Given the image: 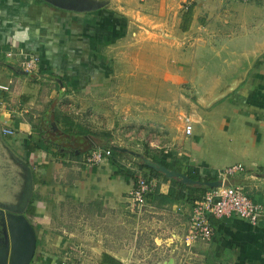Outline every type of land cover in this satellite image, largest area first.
<instances>
[{"label": "crops", "instance_id": "1", "mask_svg": "<svg viewBox=\"0 0 264 264\" xmlns=\"http://www.w3.org/2000/svg\"><path fill=\"white\" fill-rule=\"evenodd\" d=\"M134 1L86 0L80 3L107 5L110 11L84 13L61 7L73 0H0V143L4 145L0 151L36 168L29 188L17 184L5 190L0 177V214L12 212L10 207L28 197L21 216L2 219L0 215V264H58L64 257L67 264H184L182 238L197 194L187 198L184 190L181 198L156 206L151 196L165 195L172 186L169 180L138 170L125 155L118 164L132 179L112 176L116 169L109 158L82 166L78 160L83 152H73L77 157L72 158L67 149L56 151L57 144L49 138L55 134L51 126L71 139L77 135L76 126L84 128L58 111L63 80H107L112 73L116 80H188L173 71L165 76L159 46L132 45L127 38L141 39L144 32L185 39L197 36L213 17L207 13L209 2L180 0L179 13L136 16L129 12L136 6ZM167 2L171 0H157ZM244 23L251 26L259 21L250 16ZM261 27L246 28L244 48L234 57L235 63L220 64L235 73L212 80L211 91L202 93L190 113L184 114L191 122L189 135L183 134L176 114L173 120L181 129L170 128L169 119L164 121L170 146L159 158L190 179L195 174L215 177L217 170L240 164L245 172L232 184L264 206V22ZM9 50L38 56L40 62L31 74H24L14 60L4 57ZM119 67L123 68L120 77ZM162 85L159 81L158 87ZM50 112L57 122L50 119ZM3 129L13 135H3ZM136 177L156 181L146 199L152 208L142 213L130 206ZM208 221L212 237L195 245L193 264H264V219L250 225L231 214ZM146 245L165 247L159 253L129 252L132 246L143 250Z\"/></svg>", "mask_w": 264, "mask_h": 264}, {"label": "rangeland", "instance_id": "2", "mask_svg": "<svg viewBox=\"0 0 264 264\" xmlns=\"http://www.w3.org/2000/svg\"><path fill=\"white\" fill-rule=\"evenodd\" d=\"M206 1L210 4L207 13L213 14V17L209 26H205L197 36L185 39L181 36L178 38L156 36L144 32L141 39H135L129 34L130 37L127 38V42L132 45L159 46L162 52L157 55L160 57V66L164 69L165 76H170L173 71L178 76L184 74L188 80H116V75L113 73L107 80H63L64 87L60 89L57 106L59 113H66L88 132L95 134L97 138H91L100 147L111 144L126 148L148 160L151 157H160L161 152L170 146L168 135L163 127L164 121L169 119L170 128L177 126L178 124L173 120V115L179 113L176 111L187 116L193 105L198 103L196 100L201 94L211 91L212 80L227 79L233 75L235 70L220 68V64L235 63L234 57L242 51L244 40L247 38L244 30L251 27L257 28L258 25L262 28L261 23L264 22V0H249L244 3ZM134 4L136 6L129 12L136 16L140 13L176 14L182 11L181 6H183L180 0L173 2L171 0L166 4H158L157 0H143L142 2L135 0ZM99 7L92 11L105 10L107 12L106 9L110 11L107 5L103 8ZM114 11L117 12L120 9ZM219 15L223 17L220 16L218 19ZM250 16H253L259 23L257 25L252 23L251 26L244 23V19ZM137 20L135 22L139 24ZM135 29L136 27L132 25V30ZM125 37L126 35L119 36L120 39H125ZM248 64L249 62H245L246 66ZM118 69L119 72L116 74L120 77L123 68ZM159 81H162V87H158ZM214 90H219V88H214ZM160 116L162 118L159 119ZM180 127L179 124L178 128L181 129ZM42 135L45 139V134L42 133ZM0 146L4 145L0 143ZM91 147L92 145L88 149ZM55 148L58 151L56 146ZM66 153L71 156L72 150L67 149ZM8 154L10 158L7 157L5 151H0L3 160L0 164L3 188L12 189L17 184L19 186L25 184L29 188L28 185L31 184L29 178L35 177V166L25 165L26 163L17 156L14 157V161L10 152ZM125 158L132 161L140 170L139 166L142 164L140 159L129 154H126ZM151 208L146 204L139 213ZM0 215L2 219L21 216L20 213L13 212H4ZM151 225L153 227V224ZM133 234L135 235L134 232ZM134 246L129 249V252L135 254L159 253L165 247V245H146L142 250V247ZM167 249L169 250V246L166 247ZM193 258L194 256H190L187 260L184 258V264L195 263ZM136 264L140 262L137 261ZM177 264L182 263L177 262Z\"/></svg>", "mask_w": 264, "mask_h": 264}, {"label": "built area", "instance_id": "3", "mask_svg": "<svg viewBox=\"0 0 264 264\" xmlns=\"http://www.w3.org/2000/svg\"><path fill=\"white\" fill-rule=\"evenodd\" d=\"M142 2L143 0H139ZM193 0H183L185 3ZM215 2H247L249 0H211ZM6 59L14 60L18 68L24 74H31L38 66L40 60L38 56L24 53L20 50H9L4 53ZM175 119L182 125L184 135L191 132V122L182 114L177 113ZM2 134L12 136L13 131L3 129ZM110 148L94 147L84 151L78 163L82 166L101 164L104 159L109 158ZM245 172L240 164L226 166L215 173V178L220 182V186L211 188L202 193L196 199L191 208L186 225V230L182 238V244L186 248V259L195 256L193 249L198 242H207L212 237V227L208 218H221L234 214L237 218L250 225L258 224L264 219V206L251 200L240 186L232 184V181L239 179ZM156 181L148 177H136L130 191V206L135 211H140L146 205V199L153 193ZM58 264H67V258H61ZM198 264H202L198 261Z\"/></svg>", "mask_w": 264, "mask_h": 264}, {"label": "trees", "instance_id": "4", "mask_svg": "<svg viewBox=\"0 0 264 264\" xmlns=\"http://www.w3.org/2000/svg\"><path fill=\"white\" fill-rule=\"evenodd\" d=\"M187 13H188V11H187ZM57 121H58V117L54 114L53 122H57ZM76 128L78 130L76 132V134L78 136L89 135L92 138H97V136L95 134H93L91 132H88L85 128H81L79 126H76ZM46 141H47V139H46ZM52 145H54V144H52ZM54 146H56V145H54ZM56 147L59 149L58 146H56ZM107 148H109V146H107ZM123 155H126V154L115 152V151H113L110 148L109 162H110L111 167L116 169V171L112 172V176H115V175L118 174V175H120L123 178H128L129 177V178L132 179L131 173L126 171L125 169H123V167L118 164V160ZM71 156L72 157H76V155H74L73 152L71 153ZM150 160L152 162H154V163H156V164H158V165L170 170V171H176L171 166H169L167 164V162H165L164 160L160 159L159 157H156V156L155 157H151ZM139 168L147 170L149 174L162 176L161 174H157L153 170L146 168L145 166H143V164H140ZM122 171H125V174ZM164 179L165 180H169L171 182L172 186L168 189V191H167V193L165 195L158 194L157 192H154V194H152V196H151L152 197V201L154 200L153 202H156V204H154L156 206H160L161 204H169L172 200H177V199L181 198L183 196L184 190H186L185 194H186L187 198L189 196H191L192 193H195V194H197L196 195L197 196L196 199H198L202 195V193L204 191L209 189L207 187H199V188H197L195 186L185 185V184L180 183L176 179H166V178H164ZM193 180H195L197 182H206V181L216 180V178L213 177V176H204L203 177L200 174H195V176L193 177ZM28 215H32V212L28 211Z\"/></svg>", "mask_w": 264, "mask_h": 264}, {"label": "water", "instance_id": "5", "mask_svg": "<svg viewBox=\"0 0 264 264\" xmlns=\"http://www.w3.org/2000/svg\"><path fill=\"white\" fill-rule=\"evenodd\" d=\"M85 1L86 0H73V2L70 4V6H61V7L65 8V9H71V10H74L77 12L92 11L96 7H99V5H95L92 3H80V2H85ZM57 6H59V5H57ZM50 119H53V113L52 112H50ZM51 131H52V133H57L56 128L53 126H51ZM52 135L53 134H50L49 136H52ZM66 137H67V135L59 136L58 140H61V139L66 138ZM55 139H57V138H51V140L53 142L56 141ZM73 140L75 141V143H73L71 146H75V145L80 146L81 147L80 152L88 150L90 145H92L93 147H97V144L93 141V139L90 136L82 137V136L75 135V136H73ZM65 146H66V144H65ZM111 149L115 152L123 153V154H129L131 156H134V157L140 159L143 166H145L148 169L153 170L155 173L161 174L166 179H176L180 183L185 184V185L205 186L209 189L216 188V187L220 186V182L217 180L206 181V182H197V181L190 179L187 176H184L178 172L170 171V170L152 162L151 160H148L146 158L141 157L137 153H134V152L127 150L126 148H121L118 146L111 145ZM27 198L28 197L26 194L22 200L23 201L22 204L17 206V207H10V210L13 213H21L23 210V206L25 205V203L27 201ZM30 236L32 237L31 234H30Z\"/></svg>", "mask_w": 264, "mask_h": 264}, {"label": "flooded vegetation", "instance_id": "6", "mask_svg": "<svg viewBox=\"0 0 264 264\" xmlns=\"http://www.w3.org/2000/svg\"><path fill=\"white\" fill-rule=\"evenodd\" d=\"M59 136H62V134L60 135L59 133H55L54 135L50 136V138H57V139H55L56 140L55 144H57V146L59 147L60 150L71 149L72 152H76V151L81 150V147L78 145L71 146L75 142H73V139H71L70 137H68V138L66 137V138H63L61 140H58ZM65 144H66V146H65Z\"/></svg>", "mask_w": 264, "mask_h": 264}]
</instances>
